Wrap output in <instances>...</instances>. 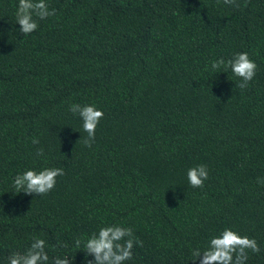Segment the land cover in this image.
Instances as JSON below:
<instances>
[{
	"label": "trees",
	"instance_id": "1",
	"mask_svg": "<svg viewBox=\"0 0 264 264\" xmlns=\"http://www.w3.org/2000/svg\"><path fill=\"white\" fill-rule=\"evenodd\" d=\"M46 2L56 15L25 37L19 0H0V264L33 237L49 264H86L75 240L112 225L143 242L126 264H192L225 228L256 239L246 264H264V0ZM241 52L258 66L245 90L210 67ZM72 104L104 113L91 148ZM44 168L65 171L51 192L16 191Z\"/></svg>",
	"mask_w": 264,
	"mask_h": 264
},
{
	"label": "clouds",
	"instance_id": "2",
	"mask_svg": "<svg viewBox=\"0 0 264 264\" xmlns=\"http://www.w3.org/2000/svg\"><path fill=\"white\" fill-rule=\"evenodd\" d=\"M217 4L239 9L241 4L238 0H216ZM247 0H245V5ZM56 15V10H49L46 0H19L16 10L17 24L20 25V32L29 36L38 29L37 21L45 20ZM211 70L219 72L227 71L229 68L233 75L241 81L236 87L245 90L256 76L257 64L249 58L247 52L237 53L227 63L223 59L211 62ZM69 111L78 115L82 120L83 131L87 134L84 140L86 147L91 148L95 142L96 129L104 118V113L94 105L72 104ZM33 145L39 144L38 139L32 140ZM35 155L43 157V148H38ZM63 168H44L39 172L27 170L14 177L13 186L19 193L43 197L51 192L57 183L58 177H63ZM209 179V170L206 165H198L188 169L187 180L192 188L203 189L205 181ZM264 184V181H258ZM83 245L87 256L93 257L87 260L86 264H126L133 258V247L143 246V242L134 237L133 230L120 225L104 226L98 232H94L86 239L77 238L75 246L80 248ZM46 241L33 237L30 247L23 253L13 252L8 257V264H49V255L46 251ZM67 247V245H64ZM261 248L254 238L240 235L230 228H225L219 235L209 239L206 248L192 250L193 261L196 264H246L249 252L259 254ZM51 264H72L69 257H56Z\"/></svg>",
	"mask_w": 264,
	"mask_h": 264
}]
</instances>
